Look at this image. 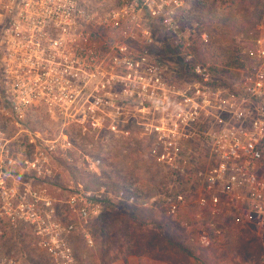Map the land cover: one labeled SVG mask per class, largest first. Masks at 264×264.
Wrapping results in <instances>:
<instances>
[{
	"label": "built area",
	"instance_id": "built-area-1",
	"mask_svg": "<svg viewBox=\"0 0 264 264\" xmlns=\"http://www.w3.org/2000/svg\"><path fill=\"white\" fill-rule=\"evenodd\" d=\"M204 1L145 3L152 17L162 13V21L172 22L175 28L168 35L188 69L187 80L180 84L171 75L179 61L175 65L151 60L144 47L151 42V35L147 30L134 29L133 15H126L125 23L114 18L112 28L105 31L112 39L109 50L102 52V23L97 21L100 17L88 13L89 0H0L1 228L18 229V219L35 224L37 229L43 224L31 205L25 212L20 207L18 211V166L46 163L35 153L31 157L23 148L18 150V131L31 133L26 128L18 130V119L43 105L49 117L62 116L63 126L72 121L84 132L86 114L82 106L76 109L75 103L85 101V71L97 65L99 75L103 71L109 74L99 78L101 87L113 77L128 81L120 93H112L111 101L125 102L131 111H116V115H127L131 123H136V115L144 119L158 162L172 166L182 141L202 140L207 162L198 173L201 192L195 202L200 209L216 215L222 197L239 199L245 194L249 215L264 230V11L255 25L238 33L232 49L220 51L210 46L198 59L192 45L198 39L206 41V31L199 32V21L189 20L187 10L180 14L173 10ZM249 1L264 7V0ZM96 29L101 32L96 34ZM75 32L80 34L73 35ZM139 34L144 41L134 47ZM71 37L81 40L71 43ZM86 38L90 43L98 39L99 47L87 44ZM232 58L237 62H231ZM106 59L109 61L103 68ZM97 163L91 161L89 166L96 167ZM36 171L41 172L39 168ZM141 195L135 185H128L117 197L133 203ZM166 208L168 214L177 211L174 203ZM99 212L97 205L83 200L77 214L86 221ZM74 229L69 221L62 227L53 223V235L41 241L53 259L71 261L63 234ZM199 242L208 246L210 239L203 236ZM0 264L18 261L3 257Z\"/></svg>",
	"mask_w": 264,
	"mask_h": 264
},
{
	"label": "rangeland",
	"instance_id": "rangeland-1",
	"mask_svg": "<svg viewBox=\"0 0 264 264\" xmlns=\"http://www.w3.org/2000/svg\"><path fill=\"white\" fill-rule=\"evenodd\" d=\"M147 1L89 0L88 13L100 17L97 21L102 23V52L109 50L112 39L105 31L112 28L114 18L125 23L126 15H133L134 29L147 30L151 35V42L144 46L149 58L172 64L175 44L166 36L175 28L172 22L162 21V13L152 17ZM204 2L173 12L187 10L189 20L199 21V30L209 34L211 47L232 49L238 33L252 23L244 16L252 15L253 7L245 0ZM68 39L71 43L81 40ZM140 41L144 40L139 34L134 47H140ZM86 43L99 47L98 39L93 43L87 39ZM195 55L199 59L203 54ZM108 61L104 60L101 67L105 68ZM88 69L85 101L75 103L76 109L82 106L86 114L84 132L72 121L63 126L62 116L49 117L43 105L18 119V130L31 132L18 131V150L23 148L31 157L46 159L41 166H18V211L20 207L25 212L31 205L43 224L37 229L35 224L18 219V229L0 227V260L10 257L18 264H111L116 241L125 239L130 244L126 249L145 259H159L161 264H198L192 256L206 264H264V230L249 215L245 194L239 199L222 197L216 215L197 206L195 200L201 192L198 173L207 162L202 140L182 141L172 166L158 162L144 119L136 115V123H131L127 115H116V111H131L125 102L111 101L112 93H120L128 81L113 77L101 87L99 78L109 74L103 71L99 75L97 65ZM173 71L171 75L178 83L187 80L179 65ZM94 160H98L96 167L89 166ZM128 185H135L142 193L133 203L117 197ZM83 200L97 205L99 214L86 221L79 218ZM170 203L177 205L174 214L166 211ZM68 221L75 226L63 234L70 249L69 262L53 259L41 242L53 235V223L62 227ZM203 236L210 239L208 246L200 244Z\"/></svg>",
	"mask_w": 264,
	"mask_h": 264
},
{
	"label": "trees",
	"instance_id": "trees-1",
	"mask_svg": "<svg viewBox=\"0 0 264 264\" xmlns=\"http://www.w3.org/2000/svg\"><path fill=\"white\" fill-rule=\"evenodd\" d=\"M207 1H209V0H207ZM245 2L246 3H248L251 7H253V14L252 15H246V16H244V19L245 20H247V21H249V22H251L252 21V23H250L251 25L249 26V29L253 26V25H255L258 21H259V19H260V16H261V13H262V11H264V7H262L261 5H259V4H257V3H254L253 1L251 2V1H249V0H245ZM248 22V23H249ZM200 29V28H199ZM201 31H204V30H199V32H201ZM207 33V32H206ZM166 37H168V40L169 41H172V37L171 36H169V35H167ZM210 42H211V39H210V36H209V34H207V39H206V41H202L201 39H198V40H196V41H194L193 42V45H192V48H193V51H194V53H196V52H198V53H201V54H203L202 55V58L205 56L204 54V51H206V48H208V47H210ZM199 45H201V46H199ZM200 47V48H199ZM177 47L175 46L174 47V53H173V62L172 63H175V65H177L178 63V61H179V64L181 63V65H183L182 64V62H181V60L179 59V57L177 56ZM230 57H231V55H230ZM235 62H237V60H235L234 58H232L231 59V62H233V63H235ZM178 64V65H179ZM180 66V65H179ZM181 69H182V71L183 72H185V71H188V69H187V67L185 66V65H183L182 67H181ZM192 258L198 263V264H206L203 260H199L198 258H196L195 256H192Z\"/></svg>",
	"mask_w": 264,
	"mask_h": 264
},
{
	"label": "crops",
	"instance_id": "crops-1",
	"mask_svg": "<svg viewBox=\"0 0 264 264\" xmlns=\"http://www.w3.org/2000/svg\"><path fill=\"white\" fill-rule=\"evenodd\" d=\"M116 247L113 249V259L111 264H142L148 262L151 264L152 262L160 263L161 260L159 259H145L143 255L141 256L133 249L128 250L127 247H130L128 240L119 239L116 241ZM161 264V263H160Z\"/></svg>",
	"mask_w": 264,
	"mask_h": 264
},
{
	"label": "flooded vegetation",
	"instance_id": "flooded-vegetation-1",
	"mask_svg": "<svg viewBox=\"0 0 264 264\" xmlns=\"http://www.w3.org/2000/svg\"><path fill=\"white\" fill-rule=\"evenodd\" d=\"M96 30H97L96 34H97L98 32H101V30H100V29H99V30H98V29H96ZM79 34H80V33H76V32H75V33H73V35H79Z\"/></svg>",
	"mask_w": 264,
	"mask_h": 264
}]
</instances>
